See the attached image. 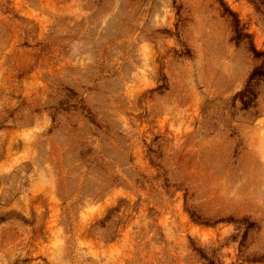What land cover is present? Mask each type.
Returning a JSON list of instances; mask_svg holds the SVG:
<instances>
[{
    "label": "rangeland",
    "instance_id": "1",
    "mask_svg": "<svg viewBox=\"0 0 264 264\" xmlns=\"http://www.w3.org/2000/svg\"><path fill=\"white\" fill-rule=\"evenodd\" d=\"M0 264H264V0H0Z\"/></svg>",
    "mask_w": 264,
    "mask_h": 264
}]
</instances>
